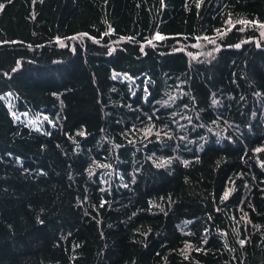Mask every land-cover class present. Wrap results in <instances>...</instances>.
<instances>
[{
  "label": "trees",
  "instance_id": "1",
  "mask_svg": "<svg viewBox=\"0 0 264 264\" xmlns=\"http://www.w3.org/2000/svg\"><path fill=\"white\" fill-rule=\"evenodd\" d=\"M197 2L0 0V264H264V0Z\"/></svg>",
  "mask_w": 264,
  "mask_h": 264
},
{
  "label": "snow or ice",
  "instance_id": "2",
  "mask_svg": "<svg viewBox=\"0 0 264 264\" xmlns=\"http://www.w3.org/2000/svg\"><path fill=\"white\" fill-rule=\"evenodd\" d=\"M197 6H199V0H198V2H197ZM0 7H2V5H0ZM246 23L255 24V23H257V22H256V21H247ZM261 27H264V24H262ZM111 30H112V29L109 28V31H111ZM85 35H87V34H85ZM162 38H163V37H161L160 33H157V34H156V39H162ZM94 39H95V38H94ZM235 46H236V47H240L239 44H237V45H235ZM19 66H20L19 61H17V68H19ZM12 71L14 72V71H16V69H12ZM4 74H5V75H9V73H7V72L4 73ZM125 75H127V74H125ZM114 78H115V77H114ZM145 95H147V93H145ZM165 103H167V101H165ZM212 103L215 104L216 101L213 100ZM44 118H45V119H48L46 116H45ZM145 131H148V130L146 129ZM81 135H84V133H81ZM157 139H159V137H157ZM41 147H43V145H42ZM257 151H259V149H257ZM184 163L187 164L188 161L185 160ZM261 163L264 164V161H262ZM157 166L159 167L160 165L157 164ZM108 167H111V165H108ZM89 174H91V173H89ZM228 196H229V191H225V192L223 193V198H227ZM240 243L243 244L244 241L241 240Z\"/></svg>",
  "mask_w": 264,
  "mask_h": 264
}]
</instances>
